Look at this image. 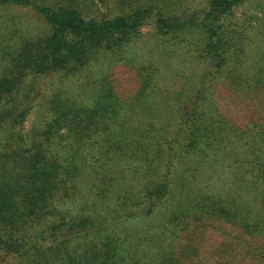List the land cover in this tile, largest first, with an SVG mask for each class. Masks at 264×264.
<instances>
[{"label": "trees", "instance_id": "1", "mask_svg": "<svg viewBox=\"0 0 264 264\" xmlns=\"http://www.w3.org/2000/svg\"><path fill=\"white\" fill-rule=\"evenodd\" d=\"M96 1L117 13L94 17ZM254 1L188 19L184 0H0L38 20L20 42L0 35V264H227L223 243L216 262L194 246L224 226L264 264ZM121 65L131 90L115 86Z\"/></svg>", "mask_w": 264, "mask_h": 264}, {"label": "rangeland", "instance_id": "2", "mask_svg": "<svg viewBox=\"0 0 264 264\" xmlns=\"http://www.w3.org/2000/svg\"><path fill=\"white\" fill-rule=\"evenodd\" d=\"M210 0H184L185 6L190 8L187 10L186 18H191L194 14L201 15L202 10L208 6ZM97 4V11L91 12V15L94 17H101L102 15H115L117 12L114 9V5H109L104 2H95ZM256 5H261L264 7V0H255L252 3L247 5L248 9H252ZM111 8L113 10H111ZM38 21L35 18V13L29 9H11L7 7H0V35L2 36L1 43L2 45H7L9 41L11 42H20V37L26 35V32L36 33L35 22ZM133 77V68L121 65L116 70V78L119 80L115 86L119 88H123L126 90H131L133 88V82L131 81ZM46 84V91L49 93L53 87L59 86L60 78L53 77L51 79L45 81ZM217 96H219L220 102L226 104V107L233 111L234 107L238 106L236 99L223 87H219L217 90ZM235 105V106H234ZM206 239L205 241L195 242L194 246L197 245L198 250L203 253V259L207 260L208 262H216L220 261V258H211V255L217 251L219 246L223 243L224 246L227 248L230 247V256L224 258V262L227 264H249V260L245 262L247 259V254L249 253L246 251V248H243L242 251L240 247V241L236 240V237L241 235L239 230L230 228V226H224L223 229H216V228H208L206 229ZM258 244L261 242V239L255 238L253 240H249V243ZM188 249H192L189 248ZM187 249V250H188ZM242 251V252H241ZM189 251L188 253H191Z\"/></svg>", "mask_w": 264, "mask_h": 264}]
</instances>
